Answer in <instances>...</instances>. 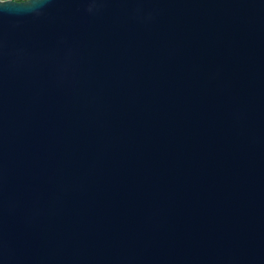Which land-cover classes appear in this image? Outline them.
<instances>
[{"label": "water", "instance_id": "obj_1", "mask_svg": "<svg viewBox=\"0 0 264 264\" xmlns=\"http://www.w3.org/2000/svg\"><path fill=\"white\" fill-rule=\"evenodd\" d=\"M0 264H264V0L0 15Z\"/></svg>", "mask_w": 264, "mask_h": 264}, {"label": "clouds", "instance_id": "obj_2", "mask_svg": "<svg viewBox=\"0 0 264 264\" xmlns=\"http://www.w3.org/2000/svg\"><path fill=\"white\" fill-rule=\"evenodd\" d=\"M46 0H0V15L27 17L39 15Z\"/></svg>", "mask_w": 264, "mask_h": 264}]
</instances>
